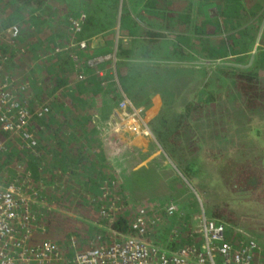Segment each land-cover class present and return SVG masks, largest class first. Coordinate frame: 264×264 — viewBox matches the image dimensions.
Masks as SVG:
<instances>
[{"label": "rangeland", "instance_id": "obj_1", "mask_svg": "<svg viewBox=\"0 0 264 264\" xmlns=\"http://www.w3.org/2000/svg\"><path fill=\"white\" fill-rule=\"evenodd\" d=\"M62 1L54 0V3L61 7ZM259 46L256 42L247 53L239 52L218 59L208 56L210 59L205 61H180V65H189L184 68L188 69L183 75H172L171 79L163 74L155 78L146 76L135 93L126 92L132 102H141L147 91L156 85H164L165 81H172V78L181 86H190L194 82L195 89L198 85L201 90L202 87L206 89V93H200L201 102L206 97L203 108H195L197 105L191 109L187 105L180 108V102L175 105V101L166 106L156 119L159 124L165 122L166 128L160 126L155 146L148 144L137 149L133 145L137 143L109 136L110 153L116 149L125 152L129 156L127 166L132 172L153 168L149 176H140V184H127L131 190H125L133 204H145L150 212L157 211L161 215L159 222L147 233L151 242L169 248L183 243L185 236H178V242H175L171 230L176 228L179 234L185 235V231L198 225L202 212L211 217L210 212L218 211L225 218L216 220L225 224L229 238L230 235L252 237L264 255V111L257 99L251 102V98L258 96L251 95L253 91L245 94L239 81L235 82L237 71L253 67L259 78V88L264 90V50ZM174 47L179 48V45L169 46V51ZM203 48V42H200L193 50ZM159 52H164L163 46ZM174 68L178 69L177 66ZM4 70L16 74L18 80L24 75L20 70ZM167 101L170 103L169 99ZM178 111L181 116H177ZM176 118L185 119L176 124ZM158 169L161 172L155 171ZM166 180L173 182L162 183ZM109 186L123 188L117 184ZM170 202L178 204V209L169 217L164 213V207ZM51 204L54 207V203ZM60 210L84 222L87 218L86 212L78 215L63 208ZM120 213L128 220L132 218L130 206ZM90 228L84 238L92 233L107 236L108 227L103 222L93 220ZM37 231L38 238L32 241L47 239L43 227Z\"/></svg>", "mask_w": 264, "mask_h": 264}, {"label": "trees", "instance_id": "obj_2", "mask_svg": "<svg viewBox=\"0 0 264 264\" xmlns=\"http://www.w3.org/2000/svg\"><path fill=\"white\" fill-rule=\"evenodd\" d=\"M205 1L216 6L222 21V25L218 24L217 28L215 24L218 22V16L214 18L215 24L209 23L211 18H207L208 35L222 34L219 40L208 38L209 42L215 40L217 43L215 49L211 47L212 57L215 55L224 57L235 50L238 53H247L251 51L255 42L260 45L259 49L264 50V38H262L264 30L260 28V20L264 14L254 10L257 0ZM63 2H67L71 12L75 11L71 8L69 0ZM65 3V6L58 7L54 0H0V25L14 22L20 26V33L14 43H6L0 39V51L8 55L4 68L20 70L24 74L21 75L20 80L24 78L29 80L30 87L27 91L31 106L33 102L43 101L52 95L49 113L34 119L39 153L33 154L29 150L18 149L13 141H9L8 151L0 152V168L14 173L12 167L22 163L32 180L43 179L45 184L41 188L42 193L49 203H54V207L48 208L41 219L43 230L47 238L58 242L68 254H71L73 236L74 247L83 249L88 246V239L93 233L89 234L88 238L84 236L85 232L91 231L93 220L103 222L107 227L121 232L128 231L130 220L120 213V210L127 208L122 197L119 202L124 204L123 209L105 217L100 215L97 198L104 190L101 181L106 177L103 171L105 160L100 145L95 144L90 137L86 139L78 137L93 132L99 133L102 130L100 121L97 122L96 119L91 127L88 126L90 118H95L101 110L93 105L98 95L90 91L92 81L72 83L73 88L68 94L65 92L66 89L59 90L75 76L74 69L70 66L73 62L69 55L67 57L66 53L55 51L57 46H62L68 39L69 32L64 17V11L67 10ZM259 10L262 11L263 6H260ZM82 67L84 68V65ZM252 68L247 67L237 71L235 82L239 81L240 86L245 89V94L249 95L253 91L251 95L258 98L250 97L251 102L257 99V103H260L259 106L264 111V90L259 88L258 75ZM206 72L208 73L207 69ZM12 75L16 76L14 73ZM79 102L80 105H77ZM105 125L106 123L101 126ZM128 158L125 152L122 153V168L127 172L128 184H138L135 181L137 178H132L135 174L145 178L153 171V168L141 174H138V171H128L127 168L131 169L127 166ZM155 171L161 172V169ZM65 172H69L70 175L73 173L74 179L80 176L81 183L61 184ZM118 191L122 196V189ZM60 208L78 215L86 212L87 218L84 222L81 218L61 212ZM110 212L111 210L108 213ZM110 215H113L112 222L108 219ZM210 216L219 220L225 218L218 211L210 212ZM84 223L85 225L82 226ZM38 233L37 231L35 240L38 238Z\"/></svg>", "mask_w": 264, "mask_h": 264}, {"label": "built area", "instance_id": "obj_3", "mask_svg": "<svg viewBox=\"0 0 264 264\" xmlns=\"http://www.w3.org/2000/svg\"><path fill=\"white\" fill-rule=\"evenodd\" d=\"M84 18L83 12L69 17V41L65 46H57L55 51L87 46L86 39L77 35ZM19 33L18 23L0 26V39L6 43H14ZM71 56L78 79L86 76L83 65L95 68L104 60L116 62L115 53L86 57L81 65L76 53ZM7 58L8 55L0 51V152L8 151V142L13 141L18 149L38 154L34 119L49 113L52 95L31 106L29 80H18L5 71ZM105 123L104 132L109 135L152 137L144 107L135 105L124 93ZM12 171L14 173L0 168V264H264V261L256 260L259 247L255 240L242 236L230 239L225 224L207 217L204 212L198 225L185 231L187 241L171 248L151 242L147 233L159 222L161 215L157 211L150 212L144 204H133L128 194L121 191V196L120 188L113 189L109 184L103 186L104 190L97 198L99 213L105 217L123 209L124 204L119 199L124 198L125 205L132 210L127 232L108 227L107 236L91 235L88 246L83 249L74 247L73 236L71 254L52 239L32 241L38 228L43 227L41 219L52 204L42 193L43 179L32 180L22 163L14 165ZM177 209L178 205L170 202L165 205L164 213L172 215ZM108 219L112 222L113 215ZM171 236L178 242L181 234L175 228L171 230Z\"/></svg>", "mask_w": 264, "mask_h": 264}, {"label": "crops", "instance_id": "obj_4", "mask_svg": "<svg viewBox=\"0 0 264 264\" xmlns=\"http://www.w3.org/2000/svg\"><path fill=\"white\" fill-rule=\"evenodd\" d=\"M69 2L71 8L75 11L71 12L66 4L67 2L62 1V5L64 3L67 5L64 17L69 32L68 39L62 46H65L69 41V17L76 12L85 14L82 28L77 35L79 38L86 39L87 46L71 50L63 48L56 53L63 54L64 52L67 57L69 55L72 59V53H76L80 65L86 57L115 53L116 62L104 60L97 63L95 68L84 65L82 69L86 73L85 78L78 79L75 75L59 90L66 89L65 92L68 94L73 88L72 83L92 81L89 87L90 91L92 94L98 95L93 105L101 110L95 118H90L91 121L88 126L91 127V124L97 120V122L100 121L102 130L99 133L93 132L78 137L79 139L90 137L95 144L101 146V153L105 160L103 171L106 174L101 184L103 186L104 184H117L123 187L122 191L125 192L130 187H127L129 181L127 172L122 168L123 152L116 149L113 153H110L109 149L111 147L109 146L111 141L109 136L117 137V135H109L106 131L104 132L103 128L105 126L102 127L101 125H104L110 117L121 99L122 93L129 98L126 92L135 93L143 84L146 76L155 78L159 76L158 74H163L170 78L172 75H183V71L188 69L184 68L189 65H180L181 63H178L180 61L185 63L191 60L205 61L210 57L213 59L221 58L218 55L211 56V47L214 49L217 47L215 40L222 38V34L208 35L207 32V18H211L209 23L215 24L214 18L218 16V10L214 4H208L205 0H69ZM260 6H263L262 11L259 10ZM254 10L264 14V0H257ZM217 19L218 22L215 26L218 28V24L222 25V21L219 16ZM234 23L233 21L232 24ZM260 28L264 30V15L260 20ZM208 38H215V40L209 42ZM262 38H264V33ZM200 42H203L205 48L193 50ZM207 42L210 45L209 48H207ZM172 45H179V48L174 47L173 51H169V46ZM162 46L164 52H159ZM237 53V50H235L228 55ZM149 63L151 65L147 66ZM70 66L73 68V63ZM174 66H177L178 69ZM49 80L51 81V76ZM200 93H206V89L202 87L201 90L200 85L195 89L194 82L190 86H181L175 78H172L170 82L165 81L164 85H156L144 94L141 102H133L137 106L144 107L152 137L145 138L133 135L127 137L120 134L118 138L122 139L123 142L128 140L137 143L133 144L137 149L141 146L146 147L148 144L155 146L156 133L159 134L160 126L166 128L165 122L159 124L156 119L162 115L166 106L168 104L171 106L172 101H175V105H178L176 102H180V108H183L184 105H187L190 109L194 108L195 105H197L195 108H203L206 97L202 98L201 102ZM80 103H77V105H80ZM148 107H151V109ZM77 108L80 107L77 106ZM180 112H177V116H181ZM180 119L183 122L185 118H176L175 123L178 124ZM153 153L154 150L152 149ZM122 171L125 174H122ZM128 171H131V169H128ZM72 176H74L73 173L70 175L69 172H65L60 181L61 184L81 183L80 176L77 179ZM139 177L135 174L132 178H137L135 181L140 184ZM172 182V180H166L162 183L170 184ZM230 237L233 238L234 236L230 235ZM260 249L259 247L256 260L264 261V255L260 253Z\"/></svg>", "mask_w": 264, "mask_h": 264}]
</instances>
